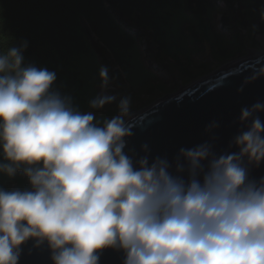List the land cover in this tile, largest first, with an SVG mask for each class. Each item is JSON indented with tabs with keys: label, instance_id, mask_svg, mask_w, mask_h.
<instances>
[{
	"label": "clouds",
	"instance_id": "9594fccd",
	"mask_svg": "<svg viewBox=\"0 0 264 264\" xmlns=\"http://www.w3.org/2000/svg\"><path fill=\"white\" fill-rule=\"evenodd\" d=\"M27 48L0 53V173L30 186L0 187V264H19L28 241L46 244L52 264H100L109 249L122 264H264V176L252 175L264 165V102L240 109L235 151L206 140L171 160L147 143L130 155L132 97L98 120L55 86V71L25 62ZM98 75L97 111L115 100L104 94L115 78L105 66Z\"/></svg>",
	"mask_w": 264,
	"mask_h": 264
},
{
	"label": "trees",
	"instance_id": "16d2710c",
	"mask_svg": "<svg viewBox=\"0 0 264 264\" xmlns=\"http://www.w3.org/2000/svg\"><path fill=\"white\" fill-rule=\"evenodd\" d=\"M220 1L237 3L240 17L220 9ZM213 11L220 14L224 28L235 31L234 26L263 20L264 0H0V53L27 40L25 62L55 71V86L72 95L80 110L87 100L88 74L98 76L97 48L109 51L120 69L128 71L139 51L135 37L141 32L133 31L135 24L164 53L173 50L175 55L182 47L168 42L176 38L172 31L195 14L212 19ZM0 162L7 163L2 155Z\"/></svg>",
	"mask_w": 264,
	"mask_h": 264
},
{
	"label": "rangeland",
	"instance_id": "374dc122",
	"mask_svg": "<svg viewBox=\"0 0 264 264\" xmlns=\"http://www.w3.org/2000/svg\"><path fill=\"white\" fill-rule=\"evenodd\" d=\"M217 4L220 9L227 10L230 16L240 17V8L237 3L226 4L220 1ZM196 15L185 18L181 21L179 28L172 31L176 38L168 42H172L171 46L182 47L181 52L175 55L173 50L164 53L162 46L153 38H149L147 32L140 31L141 33L135 37L140 53L138 51L135 54V63L129 67L128 71L123 72L120 69L109 51L97 48L98 54L95 53V55L100 63L99 68L107 67L109 78H115L111 86L104 90V94L115 97V100L99 111L89 108V101L102 92L99 75L90 73L85 94L87 100L80 111H93L98 120L110 119L118 114L117 106L120 99L131 96L132 106L126 119L132 111L140 110L152 102H158L231 62L255 54L253 52L264 51L263 17L258 25L249 23L233 25L235 31L229 27L228 33H225L217 29V19L220 15L217 11L211 13L212 19H204ZM177 23L174 21L175 26ZM128 24L131 25V22L129 21ZM149 73L151 75H148ZM9 183L15 186L11 187ZM0 187L5 190L14 188L24 190L30 186L18 172L14 178L0 173Z\"/></svg>",
	"mask_w": 264,
	"mask_h": 264
},
{
	"label": "water",
	"instance_id": "95a60500",
	"mask_svg": "<svg viewBox=\"0 0 264 264\" xmlns=\"http://www.w3.org/2000/svg\"><path fill=\"white\" fill-rule=\"evenodd\" d=\"M261 67L264 53L240 58L158 102L132 111L125 119L133 132L126 151L143 155L141 145L147 143L153 156L166 155L171 160L180 147H193L206 140L217 154L235 151L229 148V142L243 130L244 126L238 124L240 109L264 102V76L251 79ZM259 115L264 120V113ZM212 121L219 127L206 133L205 126ZM252 175L264 176V165L253 169ZM21 247L19 264H52L46 244L33 247L28 241ZM122 259L121 253L109 249L100 264H122Z\"/></svg>",
	"mask_w": 264,
	"mask_h": 264
},
{
	"label": "bare ground",
	"instance_id": "6f19581e",
	"mask_svg": "<svg viewBox=\"0 0 264 264\" xmlns=\"http://www.w3.org/2000/svg\"><path fill=\"white\" fill-rule=\"evenodd\" d=\"M226 66V65H225Z\"/></svg>",
	"mask_w": 264,
	"mask_h": 264
}]
</instances>
